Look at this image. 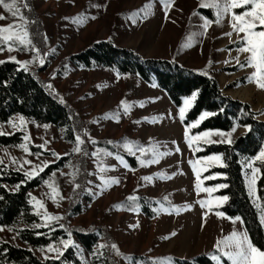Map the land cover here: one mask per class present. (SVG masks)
I'll return each mask as SVG.
<instances>
[{"label": "rangeland", "instance_id": "rangeland-1", "mask_svg": "<svg viewBox=\"0 0 264 264\" xmlns=\"http://www.w3.org/2000/svg\"><path fill=\"white\" fill-rule=\"evenodd\" d=\"M165 3L169 0L163 3L162 0H16L20 9L16 16L0 6V16L3 17L0 26L13 24L15 29L16 24H21L31 41L28 45L19 44L15 39L0 42V48H3L0 61L9 60V56H14L16 59L12 61L15 62L30 61L26 65L28 71L51 85L50 91L74 111L78 126L76 134L83 140L81 151H73L75 138L66 140L62 127L23 116L21 126L18 123L21 116L14 115L9 119L17 126H10L8 119L0 122V132H19L21 141L17 145L25 143L29 151L24 152L17 145H0L1 164L24 173L43 161H49L47 165L59 163L45 180L58 188L64 198L57 197L53 203L50 188L42 182L29 193L41 200L44 208H37L33 201L31 210L38 217L35 225L39 227L54 229L63 224L65 229L100 228V237L91 253L70 233L74 244L68 247L75 250L83 264H104L105 248L110 250L116 264H136L124 259V254L146 256L152 259L150 264H174L167 257L170 254L180 258L207 254L215 264H224L220 256L232 264L214 245L223 241V250L227 251L229 242L224 238L234 231L245 233L239 220L216 214L214 208L223 204L217 200L221 196L215 194L217 186L202 185L203 179L217 177L215 173L201 175L214 166H221V156L218 162L204 159L217 153L194 155L200 149V143L209 144L198 133H208V139L214 141L212 143H228L227 140L232 143L247 131L244 126L235 125L230 134L229 130H220L228 134L225 136L210 131L216 129L191 133L189 127L182 124V118L193 101L192 98L186 102V98L192 95L185 97L176 108L161 89L145 83L135 74H120L102 66L83 68L67 59L95 41L107 40L135 50L143 57L175 60L215 78L224 94L246 102L255 112V119L264 120V88L257 86L256 79H249L256 69L247 64L245 58L248 54L241 52L237 55V49L242 45L237 36H243V33L238 34L231 28L228 21L232 16L222 11L217 22L216 10L203 7L202 0H170L167 9ZM24 4L28 7H23ZM199 7L209 9L213 18L200 14ZM250 7L233 8L232 12L239 14ZM26 11H32L33 19L25 15ZM20 16L24 17L23 21ZM205 20L210 21L206 28ZM260 30H264V26L257 24L256 31ZM229 32L230 36L225 35ZM9 44L12 45L11 51ZM33 47L36 52L32 51ZM40 60L44 63L41 64ZM237 60L246 66H238ZM181 108H184L182 115ZM200 120V117L195 119L189 126L196 127ZM26 134L30 138L28 141L23 139ZM126 140L135 142L131 151L123 147ZM96 141L111 144L117 152L108 155L111 152L98 147ZM41 144H44L43 148L38 147ZM53 152L58 153L59 158L54 157ZM93 152L97 155L93 156ZM123 153L132 156L137 166L132 167ZM117 155L123 162L116 159ZM24 159L33 164L21 167ZM249 159L242 158L240 162L250 201L258 207L256 182L251 186L248 183L251 177ZM150 160L154 162L147 163ZM255 162L253 166L257 167ZM36 172L41 171L37 168ZM73 184L77 187L74 188ZM130 196L156 199V204L151 206L154 216L144 214L139 205L130 203L131 200L123 203ZM75 204L80 210L73 213ZM136 208L139 210H134ZM45 210L60 218L45 226L37 215ZM24 226L26 224L21 221L10 227L0 226V239L31 248L40 259L57 255L48 251V244L32 247L22 243L17 237V229ZM68 236L69 233L59 240ZM58 241L51 243L55 247ZM112 244L117 245L119 255L112 249ZM59 246L63 248V245ZM232 250H235L234 246ZM214 256L218 258L214 259ZM140 264L148 263L140 261Z\"/></svg>", "mask_w": 264, "mask_h": 264}, {"label": "trees", "instance_id": "trees-1", "mask_svg": "<svg viewBox=\"0 0 264 264\" xmlns=\"http://www.w3.org/2000/svg\"><path fill=\"white\" fill-rule=\"evenodd\" d=\"M197 11L208 19L213 18L207 8L199 7ZM28 12L26 11L25 15L33 19L32 11ZM67 59L70 63L83 68L102 66L120 74H135L145 83L161 89L176 108L182 104L185 97L192 95L195 91L196 96L193 98L191 107L182 118V124L189 127L191 133L207 129L228 131L233 128L234 123L238 126L248 125V130L238 135L232 143H200V149L195 151L194 155L199 157L217 153L221 156L222 165L206 170L201 177L212 173L222 175H217L214 179H203L202 185L204 187L226 185V187H217L215 194L227 196L228 199L214 210L223 212L228 217L239 216V221L249 240L254 246L264 251V224L261 223V216L264 215V166L258 161L255 162V165L261 169L256 180L258 207H255L247 193L240 162L242 158H251L259 151L264 142V120L255 119V112L246 102L224 94L217 80L202 71L184 66L175 60L143 57L135 50L119 47L107 40L95 41L85 49L69 55ZM2 61L3 63H0V122H6L11 116L20 115L39 123H50L62 127L64 138L73 141L78 126L71 107L61 102L60 98L53 94L49 86L35 73L25 71L15 61ZM202 112L213 113V115L205 116L196 127H190L189 124L199 118ZM20 141L19 132L0 134V145L14 146ZM95 144L111 153L117 152L114 146L104 141H96ZM122 156L132 167L137 166L132 156L125 153ZM58 167V162L49 164L36 176L26 179L24 173L0 163V226L10 227L20 221L25 223L26 226L17 229V237L22 243L32 247L45 246L71 233L81 246L91 253L100 237V228L48 229L34 226L38 217L31 210L29 191L39 186L52 170ZM21 181L24 182L21 183ZM158 200L161 201L160 198ZM156 201L150 197L139 196L130 203L139 205L144 214L152 217L154 211L151 206L155 205ZM73 209V213H76L80 210V206L75 204ZM109 252V249H104L103 263L116 264V260ZM122 256L132 262L152 263V259L146 256L136 254ZM167 257L174 264H215L207 254H197L190 258H180L170 254ZM220 258L224 264H229L225 258L221 256ZM0 264H83V262L72 247H67L59 259H40L31 248L0 239Z\"/></svg>", "mask_w": 264, "mask_h": 264}, {"label": "snow or ice", "instance_id": "snow-or-ice-1", "mask_svg": "<svg viewBox=\"0 0 264 264\" xmlns=\"http://www.w3.org/2000/svg\"><path fill=\"white\" fill-rule=\"evenodd\" d=\"M164 0H162V3ZM247 5H251L250 8H246L245 11H241L239 14H236L232 12L233 8H240ZM0 6L5 8L12 16H16L20 9L16 6V0H8L7 3H5V0H0ZM170 6V0L169 3H165L164 7L167 9ZM202 6L203 7H213L216 10L217 15V22H219L220 14L222 11H227L231 16L232 19H230L228 22L233 30H235L238 34L243 33V36H237V39L242 41V45L237 49V55L241 52L247 53L246 61L248 65H251L256 69V71L252 72L250 74L249 79H256L257 86L260 88H264V30L256 31L257 24L264 26V0H223V3H221V0H210L208 3H204L202 0ZM23 7H28L27 4H24ZM0 18H3L0 16ZM20 20L23 21L24 17L20 16ZM235 21V22H233ZM210 23V21L205 20L204 21V27H207V24ZM7 33V34H5ZM225 35H231V33H225ZM28 32L24 30L23 26L21 24H16L15 29L13 24H8L5 26H0V42H7L10 40L15 39V41H18L19 44L22 45H28L31 43V41L28 40ZM9 51L12 50V45H8ZM0 51H3V48H0ZM33 52H36V48H32ZM9 60H15L16 58L14 56H9ZM41 64L44 63L43 60L39 61ZM0 63H3V61H0ZM17 63L20 64V66L25 70L28 71V68L26 65L30 63V61H17ZM237 64L240 67H245L246 65L244 63H241V61L237 60ZM259 74V75H258ZM51 87V85H49ZM196 96V92L194 91L192 93L191 97L186 98V102L188 100H191ZM63 102V101H61ZM123 103V101L121 102ZM181 115L184 112V108L180 109ZM213 115V113H206L202 112L200 115V119H203L205 116ZM198 122V121H197ZM7 123L15 128L17 126L16 122L9 119ZM18 123L23 126L24 124V118L21 116L19 117ZM44 127H47L45 125ZM235 127V123L233 125V129ZM245 130H248L249 126L244 125ZM218 133L221 136L228 135L224 132H221L219 129L216 130H210ZM229 130V134H230ZM0 134H10V133H4L0 132ZM185 135L187 136V128L185 129ZM199 137H204L205 142L212 143L214 141L208 139V133L200 132L197 134ZM25 141H28L30 138L26 134L23 138ZM91 142V141H90ZM219 142V141H216ZM225 142L231 143V140H227ZM47 143V142H45ZM83 143V140L81 139L80 135H75V144L73 147V151L79 152L81 151L80 145ZM108 143H112V141H108ZM135 142L125 141L123 147L127 149L128 151L132 150V145ZM17 147H20L23 149L24 152H28L29 149L25 143H21L17 145ZM38 147L43 148L44 144L39 145ZM108 155H112V153H107ZM37 156L40 155V153H36ZM52 155L56 158H59V154L53 152ZM93 156H96L97 153L93 152ZM10 160H12L14 163H18V161L15 160L14 157L9 156ZM116 159L123 162L122 157L119 155L116 156ZM204 159H214L218 162H220V155L214 154L213 157H205ZM253 161H258L262 166H264V145L261 146L260 151L256 153L255 156L251 157L248 161V167L251 169V177L248 181L249 186L255 184L257 179V174L260 172V168H257L253 166ZM154 161H147V163H152ZM0 163H3L2 160H0ZM49 161H43L42 164L33 165V167L24 172V176L26 179H31L33 176L37 175L36 169L39 168L40 171H43V167L47 166ZM140 163H145V161H140ZM24 164L32 165L33 162L28 159H24L21 167H23ZM195 172V168L193 169ZM74 175V174H72ZM217 175H222L221 173H218ZM143 179L147 180L149 177H143ZM114 181L115 178H112ZM24 181H21L23 183ZM43 183L47 185L50 188L51 195L50 198L53 200V203L56 202V198L63 199L64 197L59 194L58 188L54 187L52 184L49 183L48 180H44ZM18 187V186H17ZM73 187H77V185L73 184ZM217 187H226V185H217ZM15 190V189H13ZM251 191V187H250ZM29 196L31 199L29 200V203L35 202V206L39 209L44 208V204L41 200L36 199V197L32 196L31 193H29ZM128 200H133L134 197H128ZM228 199L227 196H220L217 198L219 203H223ZM200 203L203 205L204 201H200ZM115 207H120V205H115ZM133 210V209H129ZM134 210H139L138 208ZM218 216H223V212H217ZM37 215H40V218L42 221L45 222V226H47L51 221L58 220L60 217L58 215H53L48 213L46 210L41 214L40 212H37ZM233 220H240V217H233L231 218ZM261 223L264 224V215L261 216ZM35 227H39L40 225H34ZM61 228L64 227L63 224L60 225ZM11 230V229H9ZM38 235L40 233H37ZM174 235V233H172ZM164 239H167V237H163ZM225 241L229 242V249L227 251L223 250V241H217L216 245L214 247L217 248L218 252H222V254L226 257H228L229 260L232 261V264H264V251L260 250L256 246L252 244V242L249 240L248 236L245 233H237L233 232L230 234L229 237L224 238ZM74 242L71 239V234L69 233V236L67 239L59 240L57 242V246H53L52 243H49L46 247L49 252L57 253L56 256H54V259H59L60 254L63 253V249L67 248L69 245H73ZM59 245H63V248ZM232 246H234L235 250H232ZM101 248L104 247V245H100ZM113 250H116L117 254L119 255V250L117 248L116 244L111 245ZM214 259H217L218 257H213ZM136 264H140V261H136Z\"/></svg>", "mask_w": 264, "mask_h": 264}, {"label": "bare ground", "instance_id": "bare-ground-1", "mask_svg": "<svg viewBox=\"0 0 264 264\" xmlns=\"http://www.w3.org/2000/svg\"><path fill=\"white\" fill-rule=\"evenodd\" d=\"M254 192H255V185H254Z\"/></svg>", "mask_w": 264, "mask_h": 264}]
</instances>
